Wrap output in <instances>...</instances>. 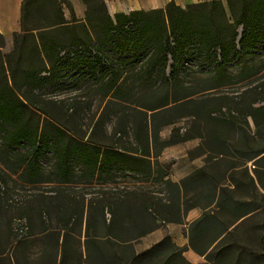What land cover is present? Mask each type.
<instances>
[{
  "label": "trees",
  "instance_id": "trees-1",
  "mask_svg": "<svg viewBox=\"0 0 264 264\" xmlns=\"http://www.w3.org/2000/svg\"><path fill=\"white\" fill-rule=\"evenodd\" d=\"M82 1L84 17L77 15L72 0H23L21 30L12 32L9 50V36L0 31V209L12 207L10 181L30 189L51 186L20 202L21 217L12 223L17 239L34 234L37 216L41 233L55 225L66 236L73 225L85 222L88 249L104 233L126 250L123 255L100 250L99 264H156L155 257L158 264H193L183 255L188 249L205 258L197 264H264V239L262 253L235 239L239 223L264 210V201L235 195L238 169L248 177L254 196L258 186L264 189L259 117L264 119V89L247 110H240L247 124L252 116L256 130H244L238 145L220 128L209 134L220 148L214 159L228 157L229 184L213 180L207 166L212 157L204 148L191 154L205 155L204 166L179 181L160 161L168 146L197 137L205 141L191 126L177 125L186 114L205 113L219 127L234 125L230 111L213 115L207 108L228 94L207 92L264 74V64L254 58L264 51V0L186 5L170 0L164 7L114 13L106 0ZM87 77L109 96L94 133L99 128L107 134L110 105L128 108L115 111L119 120L108 142L95 139L93 132L85 138L63 120L76 111H64L57 92L69 80ZM197 93L205 95L197 98ZM166 125L173 128L162 139ZM120 175L134 180H119ZM157 184L161 188L153 189ZM95 186L93 196L72 191ZM195 207L202 213L188 222ZM169 223L188 225L186 245L166 235L142 251L134 248L141 237Z\"/></svg>",
  "mask_w": 264,
  "mask_h": 264
},
{
  "label": "rangeland",
  "instance_id": "rangeland-1",
  "mask_svg": "<svg viewBox=\"0 0 264 264\" xmlns=\"http://www.w3.org/2000/svg\"><path fill=\"white\" fill-rule=\"evenodd\" d=\"M74 8L79 17L85 16L86 5L82 0H72ZM146 0H106L108 7L112 13L116 11H128L132 8L151 9L165 6L169 0H152L151 6L145 4ZM182 3L185 0H177ZM12 46V39L9 36L5 45V49L9 50ZM257 65L264 64V51H260L258 55L254 57ZM236 67H233L235 69ZM264 71V69H263ZM264 74L245 80H234L233 84L224 86L218 90L207 92L210 95H222L224 93L228 96L218 99L217 101L208 103L207 108L213 109V115H224L226 112L233 113L234 125L232 127L218 126L216 121H212L207 114L203 115H190L186 114L182 116L177 125L186 127L191 126L192 133L203 134L205 141L199 137L187 140L181 143H177L165 148L160 156V161L166 164L170 170V173L174 178H179L184 174H187L195 166L201 162V157L195 160L190 159L191 154H197L203 148L210 151L209 157L211 160L207 163L208 171L213 177L214 181L222 184H229L230 173L227 171L228 157H219V160H215V156L220 149L213 139L209 136L211 131L215 128L223 130L226 136H231L233 142L238 145V140L241 133L246 130L248 133L256 130L255 123L252 116H248L249 123L244 121V117L240 114V110H247L249 102L254 99H258L263 95L264 89ZM194 76V74H191ZM204 93H197V98L204 97ZM56 97L64 98V111H76L74 116L70 119L63 117V120L73 129H75L80 135H84L88 138L91 132L94 133L93 126L95 120L105 105L109 96L104 97L100 93V89L96 83L84 78L82 81L72 82L69 80L68 86L64 90L57 92ZM222 103L223 108L219 110V104ZM259 102H256L257 105ZM125 104L110 105L109 111H111V119H108L106 124V133L104 134L101 129L95 130L94 138L97 140L110 141L111 134L114 127L118 124V114H115L116 110H119V114L127 111L128 108L123 106ZM239 113V114H238ZM223 117V116H221ZM261 120V128L264 129V119L259 116ZM173 125H166L162 128L160 135L162 139L168 138ZM230 139V138H229ZM199 144V146H197ZM202 148V149H201ZM234 154V153H232ZM236 160L238 159L235 156ZM253 162L249 161L248 165L251 168ZM235 179L239 182V187L235 189V195L240 198H256L258 201H264V189L258 186V193L254 196L252 185H249V179L242 174V169L235 171ZM119 180L132 182L134 179L128 176H119ZM212 186V185H211ZM9 195L12 207H6L0 209V264H99L96 261V256L100 250L108 252L109 254L117 252L118 255H123L126 251L122 245L113 243L107 237L103 236L104 233L98 237L97 244H94L90 249L86 243V226L83 224L73 225L70 233L64 236V232L60 231L53 225V229L47 233H41L42 229L41 220L35 216V220L32 223L33 235H30L24 239H17L12 231L13 220L21 217L20 202H24L30 199L33 193L39 190H50L51 186H38L40 189L31 187H23L20 184H16L10 181ZM83 187L74 188L72 191L77 195L85 194L86 196H93L96 193L98 187ZM153 189L159 190L161 185H153ZM158 195H162L157 193ZM198 198H202L200 195ZM206 202V201H204ZM34 216V215H33ZM191 217L189 216L188 219ZM188 225H180L175 223H169L163 225L159 230L148 235L134 243V248L137 251H142L153 241L161 237L165 233L174 235L178 243H181L186 238ZM103 232V231H101ZM99 234V233H98ZM235 239L239 240L241 244H244L252 248L256 253H262V240L264 239V210L258 212L253 218L246 220L244 223H239L237 231H235ZM128 253V252H127ZM164 258V257H163ZM189 260L188 258H186ZM158 264V259L155 257ZM149 261L141 262L140 264H146ZM191 262V261H190ZM205 262L203 256L196 254V261L194 263ZM192 263V262H191ZM193 263V264H194Z\"/></svg>",
  "mask_w": 264,
  "mask_h": 264
},
{
  "label": "crops",
  "instance_id": "crops-1",
  "mask_svg": "<svg viewBox=\"0 0 264 264\" xmlns=\"http://www.w3.org/2000/svg\"><path fill=\"white\" fill-rule=\"evenodd\" d=\"M23 0H0V31L8 36H11L12 32L15 30H21V21H20V16H21V4H22ZM170 1V0H169ZM168 1V2H169ZM177 4L180 5H186L188 3H192V2H199V1H203V0H185L182 3L178 2L177 0H175ZM73 2V1H72ZM145 4H148L151 6L152 4V0H146L144 1ZM166 5V4H165ZM164 7V6H163ZM132 9H140V8H132ZM143 9V8H142ZM68 13V11H67ZM191 140V139H190ZM181 143V142H180ZM197 146H199V144H197ZM169 147V146H168ZM201 157V162L195 166L191 171H189L187 174L182 175L179 178H174L172 176V174L170 173V177L174 180V181H179L181 180L183 177H185L186 175L190 174L191 172L199 169L200 167L204 166L205 164V155H197L195 157H190V159L195 160L197 158ZM202 213L201 208L199 207H195L193 209H191L188 212L187 218L186 220L188 222L194 220L195 218H197L198 216H200V214ZM191 217L190 219H188V217ZM176 224V223H175ZM180 225H187V224H180ZM161 228V227H160ZM160 228L154 230L153 232L141 237L138 241H140L141 239H143L144 237L151 235L152 233L156 232L157 230H159ZM166 235H170L173 242H175L177 245L179 246H184L188 243V238L186 236V238L184 239L183 242L178 243L176 238L174 237V235L170 234V233H165L163 234L161 237H159L158 239H156L155 241H153L151 244H149L146 248L151 247L153 244L159 242L160 240H162ZM145 248V249H146ZM144 250V249H143ZM196 253L194 250L192 249H188L186 251H184L183 255L189 259V261H191L192 263H194L196 261ZM200 256V255H199ZM197 264V263H194Z\"/></svg>",
  "mask_w": 264,
  "mask_h": 264
}]
</instances>
